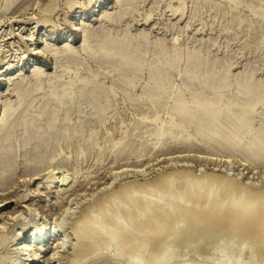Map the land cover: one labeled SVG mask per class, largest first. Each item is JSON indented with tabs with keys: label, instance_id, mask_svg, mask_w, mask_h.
Segmentation results:
<instances>
[{
	"label": "bare ground",
	"instance_id": "bare-ground-1",
	"mask_svg": "<svg viewBox=\"0 0 264 264\" xmlns=\"http://www.w3.org/2000/svg\"><path fill=\"white\" fill-rule=\"evenodd\" d=\"M112 1L93 26L85 13L102 0H42L28 34L0 33V83L13 93L0 103V191L18 165L24 185H46L0 194V209L25 203L35 224L13 248L26 227L17 215L6 222L18 210L0 215V247H12L0 264L19 255L22 264H171L188 255L182 264H264V0ZM30 3L0 0V20ZM58 8L79 47L71 35L56 47L42 34V47L30 49L37 28L60 27ZM155 12L163 19L152 35ZM34 56L52 59V73L8 78ZM88 158L125 163L101 187L65 198ZM91 174L83 181L92 187ZM40 213L49 223L39 227ZM6 224L23 228L9 238Z\"/></svg>",
	"mask_w": 264,
	"mask_h": 264
},
{
	"label": "rangeland",
	"instance_id": "rangeland-1",
	"mask_svg": "<svg viewBox=\"0 0 264 264\" xmlns=\"http://www.w3.org/2000/svg\"><path fill=\"white\" fill-rule=\"evenodd\" d=\"M44 1V0H43ZM46 1V0H45ZM63 1L64 0H58V2H59V4H62L63 3ZM76 1H78V4H77V6L78 7H81V6H84V5H82V3L83 4H85L86 2H87V0H76ZM79 1H80V3H79ZM103 2H102V4L100 5V7H97V8H95V11L94 12H92V11H87L86 13H85V18H84V20H83V24H86V25H96V16H93V15H95V14H97L98 15V13H103V11H113L114 10V6H115V4H114V1H112V0H102ZM41 2H42V0H40V2H39V0H31V3L29 4V5H27V6H25L24 8H22V9H19V10H17V9H15V10H13V11H11V13L10 12H7L5 15L6 16H3L2 18H1V20H0V26L2 27V29H1V27H0V33H2V35H4L5 33H8L9 32V29H11V31L13 32V33H23V31L25 32L26 30H28V29H30V28H32V27H34V26H31V24L34 22V20L35 19H33L31 22L29 21V19L31 20L32 19V17L33 18H36V14H38L37 13V11H34L35 9H36V7L34 6L36 3L38 4V5H41ZM85 2V3H84ZM42 4H43V2H42ZM80 4V5H79ZM189 7H190V5H189ZM146 9V8H145ZM32 12H34V13H32ZM143 11L141 10L140 11V13H142ZM33 14V15H32ZM60 14H61V12H60V10H59V8L57 9V11L55 12V18H54V20L55 21H59L58 22V24H61L60 25V27L59 28H57V30L56 29H50L49 27L48 28H46V30H45V28H43V29H39V28H37V31H35V33H34V35H33V37H32V41H29L28 42V45H30V44H33V45H30L29 47H30V49H33L34 47H36V44H37V47H39V48H41L42 47V45L40 46V45H38L39 43L38 42H40L41 41V36H42V34H44L46 37H44V38H46L47 39V42L48 43H52V44H55V46L56 47H61L62 46V43H63V41L65 40V38H66V36H68V35H71V38H73L74 39V41L73 42H71V44L74 46V47H76V48H78L79 47V45H80V43H78V36L76 35V34H71L70 33V30H69V28H68V24H65L64 22H63V20L61 19V20H59L60 18H63V16H60ZM160 14V12H155V14H154V22L148 27L149 28V30L151 31V33H152V35H155V34H157V33H159L160 31L158 30V28H159V22H162L161 20L163 19V17L161 16V15H159ZM35 15V16H34ZM73 15V12L71 11V12H68L67 13V16H72ZM39 16V15H38ZM37 16V17H38ZM137 16L138 17H136V19L138 20V19H141L142 18V16L139 14H137ZM31 17V18H30ZM170 18H174V17H170ZM9 19V20H8ZM184 19H182V20H178V24H179V26L180 27H182V26H184V24H185V22L187 21V19H185L184 21H183ZM174 21H176V19L175 20H173V22ZM5 22V23H4ZM29 22H30V24H29ZM137 21L135 20V21H133V24H135ZM11 24V25H10ZM138 24V23H137ZM12 27V28H11ZM195 27V25H193V26H190L188 29H187V33H185L184 34V36H183V38L185 39V38H187L188 36H190V38L191 37H194L193 35H195V30H193V28ZM61 28V29H60ZM62 28H64V29H62ZM133 29H137V28H139V26H136L135 25V27L133 26L132 27ZM39 29V30H38ZM44 31H46V33H43ZM5 32V33H4ZM26 34H28V31H27V33H23V36H25ZM1 35V34H0ZM186 35V36H185ZM36 38V40L34 41V39ZM183 38L181 37V39L183 40ZM182 40H181V43H182ZM15 41H17V39H15ZM2 45H3V43H2ZM5 46H7V45H5ZM5 49H7V48H5ZM263 57H264V55H263ZM29 59V58H28ZM14 63H16V61H14ZM20 63H22L21 61L19 62V64H17L18 65V68H20V66H21V64ZM29 63V61H26L25 63H24V65H23V69H22V71H17V72H15L14 74H12V75H10V76H8V78H11V80H14L15 78H17L18 76H20V75H22L23 74V76H25V77H28V76H30V74H31V72H32V70H34V69H38V68H40L41 70H45V72L46 73H48V74H50V73H52V71H53V61H52V59H50L49 57H35L34 56V61L30 64L29 63V65H27V64ZM32 65V66H31ZM240 66H241V64H240V59L234 64V69L235 68H237L235 71H238L239 69H240ZM2 69V68H1ZM0 69V72H2L3 70H1ZM234 71V72H235ZM260 74H262L263 73V75H264V66H262L261 67V70H260V72H259ZM15 81H18V79H15ZM8 87H7V85L6 84H4V82H1L0 83V103H3L5 100H6V98H10L11 100H13V93L12 92H10L8 89H7ZM161 158V157H160ZM111 159H109V158H106L105 160H104V162L101 164V165H99V166H97L96 167V165H94V161H92L91 160V158H88L85 162H84V164L85 165H83L82 167H84L83 168V171H82V174H79L78 175V179H77V181L75 182V184H74V186H73V189L71 190V191H68L66 194H65V198L66 197H68V196H70V195H72L75 191H78V190H80V189H84V188H87V189H94L95 188V186H97V187H101V185H102V183H103V181L105 182L106 181V179H107V176H108V172H109V170H110V168H112V167H114L115 166V168L117 167V166H120L121 164H124L125 163V161H117V163H116V165L114 164V163H112L111 161H110ZM223 160H225V159H223ZM222 159H221V162H224ZM162 162H163V160H162ZM162 164H164V163H162ZM162 164H160V165H162ZM157 167V166H156ZM22 168V166L21 165H18L17 166V169H16V174L13 176V183L10 185V187H8V189L6 190V191H4V192H1L0 191V194L3 196V194L4 193H14V194H19V195H21V194H23L24 192H25V188H30V189H32V190H36L37 189V184L38 183H40V185H39V187L41 188L42 187V190H44V188L46 187V185L44 184V182H45V180L43 179V180H41L40 182H39V180H36V181H31L28 185H24V182H22V180H24L25 178H23L24 177V175H21L20 174V169ZM86 169V170H85ZM86 171H89V172H92V174L89 176V177H94V180H92L91 182H95L96 181V184L94 185V186H90V185H88V184H86V182L85 181H83L84 180V178H83V176L85 175V172ZM71 171L69 170V172H66V173H64V174H67V173H70ZM43 174H45L44 172H42L41 174H40V177L43 175ZM57 176H61L60 174H57ZM80 176V177H79ZM102 182V183H101ZM37 183V184H36ZM72 183H74V181H72ZM71 183V184H72ZM98 183V184H97ZM22 185H23V187H25V188H22ZM21 186V187H20ZM29 186V187H28ZM53 190H56V189H53ZM46 191V190H45ZM90 191V190H89ZM89 191H87L86 193H91V192H89ZM16 192H18V193H16ZM96 192L97 191H95L94 193H91V194H96ZM14 194H12V196L14 195ZM36 195V191H35V193H34V195L32 194L31 196H35ZM55 193H53V194H48L47 196H46V198L48 197V199L47 200H50L51 199V204H53V202H54V197H55ZM15 196V195H14ZM91 196H87V197H85V199H82V200H80V203L82 204V203H85L89 198H90ZM42 198V200H45V198L44 197H41ZM50 198V199H49ZM12 199H14V198H12ZM38 199V198H37ZM36 199V200H37ZM11 200V198L10 199H8V200H6V202H9ZM27 203H30V201H28ZM75 203V202H74ZM45 204V203H44ZM48 204H49V201H48ZM25 206L26 204L25 203H23V204H19V205H15V202L14 203H9L6 207H3V208H1L0 209V215H3V217L4 216H6V218H7V215L6 214H12L13 212L12 211H14L15 212V210H18L17 211V213L15 212L14 213V215L12 216L13 217V220H11V222H10V220H6V222L8 223V224H11V225H13L14 223L13 222H15V217H16V215L17 216H20L19 218H20V220H21V222H22V224H24V226L26 227V230H25V232H24V234H23V236H21L20 237V239L19 240H16L14 243H17L16 245H14L13 246V248H15V247H20L22 244H23V242L25 241V238L26 237H28L30 234H31V232L34 230V228H35V224H34V221H32V219H33V215H31V216H27V214L26 213H24V212H26V210L24 209V208H22V207H20V206ZM76 206H78V205H73L72 206V208H74V207H76ZM20 207V208H19ZM56 207H57V205L56 204H53L52 206H51V209H52V211L53 212H56ZM22 209V210H21ZM25 210V211H24ZM15 219V220H14ZM44 220H47L48 221V223H49V216L45 213H40V214H38V216H37V223H38V226L40 227V225H42L43 223H44ZM51 221V220H50ZM8 224H6L7 225V227H5L6 225H4V229H3V231H6V229H7V232H8V234L7 233H5L9 238H10V236H12V233H14V232H16L17 230L19 231V230H21V228H23L21 225H16L15 226V231H14V229L13 230H11L9 227L11 226V225H8ZM21 226V227H20ZM37 226V227H38ZM12 227V226H11ZM8 229H10L11 231H8ZM17 231V232H18ZM11 232V233H10ZM7 243L8 242H6L5 243V245H1V247H0V251L1 250H3V251H1V255L0 256H3V255H5V253L8 255L12 250V247L10 248V247H7ZM4 246V247H3ZM7 247V248H6ZM4 248V249H3ZM10 248V249H9ZM7 250H11V251H7ZM5 252V253H4ZM8 252V253H7ZM216 255H217V252H214V254H213V256H215L216 257ZM245 257H247V256H244V258ZM21 258H23L22 256H17V257H15V260H16V262H17V264H22L23 262L22 261H20V259ZM183 260H182V259ZM188 258H192L190 255H188L187 257H179V258H177L176 257V259L173 261L174 263L176 262V264L178 263V262H180V261H183L184 263H186L187 261H185V259L186 260H189ZM244 258H243V255L241 256V261H242V259L244 260ZM179 259V260H178ZM245 261V260H244ZM172 262V263H173ZM189 262V261H188ZM171 263V264H172ZM173 263V264H174ZM231 263V262H230ZM179 264H182V262H180ZM229 264V263H228ZM231 264H234V263H231Z\"/></svg>",
	"mask_w": 264,
	"mask_h": 264
}]
</instances>
